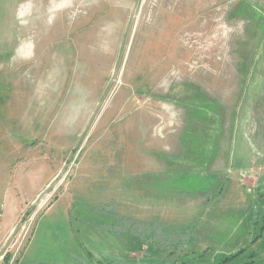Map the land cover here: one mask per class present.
I'll return each mask as SVG.
<instances>
[{"label":"rangeland","instance_id":"obj_1","mask_svg":"<svg viewBox=\"0 0 264 264\" xmlns=\"http://www.w3.org/2000/svg\"><path fill=\"white\" fill-rule=\"evenodd\" d=\"M2 194L0 264H264V0H0Z\"/></svg>","mask_w":264,"mask_h":264},{"label":"crops","instance_id":"obj_2","mask_svg":"<svg viewBox=\"0 0 264 264\" xmlns=\"http://www.w3.org/2000/svg\"><path fill=\"white\" fill-rule=\"evenodd\" d=\"M3 195V194H2ZM0 202L2 203V207H1V211H0V245L4 244L5 240L7 239V237L10 235L13 225L15 223L16 217H17V213L13 215V218L11 220H5V213L6 212H10L11 210L13 212H15V210L13 209V207L10 205V200L9 197H7V195H3L2 198H0ZM222 264H229V262L226 263H222Z\"/></svg>","mask_w":264,"mask_h":264},{"label":"trees","instance_id":"obj_3","mask_svg":"<svg viewBox=\"0 0 264 264\" xmlns=\"http://www.w3.org/2000/svg\"><path fill=\"white\" fill-rule=\"evenodd\" d=\"M242 250H243V249L237 251L236 253H232V254H230L229 256H227L226 258H224V259L222 260L221 263L229 262L232 258L238 256V255L242 252Z\"/></svg>","mask_w":264,"mask_h":264},{"label":"water","instance_id":"obj_4","mask_svg":"<svg viewBox=\"0 0 264 264\" xmlns=\"http://www.w3.org/2000/svg\"><path fill=\"white\" fill-rule=\"evenodd\" d=\"M55 179H56V177L53 178V179L49 182V184L47 185V187L37 195V198L35 199L36 201L39 200V199L41 198V196L46 192V190H47V189L53 184V182L55 181Z\"/></svg>","mask_w":264,"mask_h":264},{"label":"bare ground","instance_id":"obj_5","mask_svg":"<svg viewBox=\"0 0 264 264\" xmlns=\"http://www.w3.org/2000/svg\"><path fill=\"white\" fill-rule=\"evenodd\" d=\"M34 48V47H33ZM28 49H29V47H28ZM33 54V53H32ZM24 56H26V55H24ZM27 57V56H26Z\"/></svg>","mask_w":264,"mask_h":264}]
</instances>
